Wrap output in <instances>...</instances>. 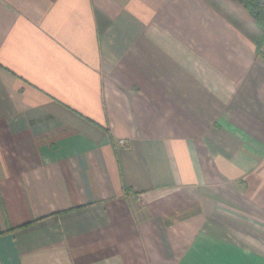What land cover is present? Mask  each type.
<instances>
[{
  "label": "crops",
  "instance_id": "obj_1",
  "mask_svg": "<svg viewBox=\"0 0 264 264\" xmlns=\"http://www.w3.org/2000/svg\"><path fill=\"white\" fill-rule=\"evenodd\" d=\"M0 264H264L254 43L204 0H0Z\"/></svg>",
  "mask_w": 264,
  "mask_h": 264
},
{
  "label": "trees",
  "instance_id": "obj_2",
  "mask_svg": "<svg viewBox=\"0 0 264 264\" xmlns=\"http://www.w3.org/2000/svg\"><path fill=\"white\" fill-rule=\"evenodd\" d=\"M256 47L264 61V0H204Z\"/></svg>",
  "mask_w": 264,
  "mask_h": 264
},
{
  "label": "built area",
  "instance_id": "obj_3",
  "mask_svg": "<svg viewBox=\"0 0 264 264\" xmlns=\"http://www.w3.org/2000/svg\"><path fill=\"white\" fill-rule=\"evenodd\" d=\"M119 143H120V145H122V146H126V142H125L124 140H121Z\"/></svg>",
  "mask_w": 264,
  "mask_h": 264
}]
</instances>
